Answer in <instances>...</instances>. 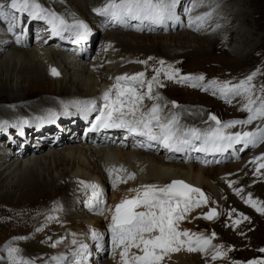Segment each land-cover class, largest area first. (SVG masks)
<instances>
[{
    "label": "bare ground",
    "instance_id": "obj_1",
    "mask_svg": "<svg viewBox=\"0 0 264 264\" xmlns=\"http://www.w3.org/2000/svg\"><path fill=\"white\" fill-rule=\"evenodd\" d=\"M9 1L0 0V3L7 4ZM99 1H105L103 5L108 3V0ZM204 1L194 0L193 11L195 12L191 14L193 17L190 19L192 22L176 18L167 20L163 27L147 24L144 29H133L132 26L120 27L119 24L113 21L100 18L105 21V23L102 22L104 28L99 25V29H91L88 36L93 39L95 35L102 33V31H108L103 38V46L97 53L96 60L91 64L88 63L86 58L81 61H77V59H75L76 61L69 60L68 53L60 50L59 46L56 45L57 40L45 44L39 42L34 45L33 49H27L29 44L27 42L19 43L15 39L14 34H6L7 36H4V26L0 23V26H2V28L0 27V99L6 100V102L0 101V106H5V108L0 110V115L9 116L11 110L7 107L8 105L12 107L14 102H18L15 104L18 109H22L28 104L31 106L32 100L28 101L30 100L28 96L34 93L49 94V98H53L50 95L79 98L70 105L66 103L67 106L60 111L50 112V115L45 114L48 110L39 111L38 113L30 114V116L40 115L36 119H19L21 121L5 122L0 125V202L2 206L6 205L5 202L15 204L13 200L14 194L19 191L21 194L28 193L36 187L37 190L40 189V196H47L50 190L57 191L56 200H51V202H55L54 204H43L35 212H32L34 205L28 206L26 203L25 205H20L24 201L16 204L20 206L11 208V205H7L8 207L5 206L4 211H0L1 229H7L5 225L10 226V224L19 227V229L22 226L32 225V227L30 226L32 232L29 230L31 232L29 237H24V239L23 237H16L14 242L11 240L13 242L12 245H7L0 250V264H17V262L19 264H24V262H27V264H77V261H80V264H121L120 252L122 249H114V247L110 248L109 246V238H112V214L110 216L109 214L115 211L116 203L137 196L138 193L132 191L133 189L139 190L142 195L143 185L164 187L173 181L180 180L194 188L200 189L204 193L207 197V203L195 208L186 215V219L179 223L178 230L188 231L190 234H196L199 231L200 220L209 210L211 202L223 207L226 206V203L232 205V202L239 201L234 194V192L238 191L239 194L242 192V195L245 196V198L243 197L245 202L243 205L249 209L251 206L246 202L248 199L246 194L255 193L254 195L252 194L251 199L264 195V178L258 174L259 169H257L260 166L251 169L254 159L258 157L256 155L253 159L246 157L247 160L243 162L244 164L235 165L233 168L218 165L222 164V160L224 161L232 156L216 157L212 163L221 162L209 168L212 163H196L190 160L191 155L189 158H186V156L181 158L177 156H160L158 155L160 152L157 150L143 151L134 146L133 143H128L124 147L116 144L93 146L84 140L81 132L77 133L76 129H73V127L77 129L81 127L79 113L85 102H96L105 90L107 92L111 90V95L118 93L114 87L116 85L115 78L121 76L132 77L139 74L140 71H145V69L129 64V62L133 61V58L128 56L134 52L133 42H136V44L145 42H150V44L157 43L156 47L159 53L169 52L170 54H174L176 51L190 50L192 47L182 48L178 47V44L172 45L168 41L180 43L183 46V42L197 43L201 39H205V41L208 39L213 41L211 42V47L213 48L214 39L225 42L228 40V36L232 37L233 34L228 28L219 29L214 33L213 30H216L215 28L220 23H226V20H229L228 24L232 25L230 19L235 12L243 25L249 22L247 19L249 14L246 11L237 13L236 7H239V5H234L235 0L230 6H224V0H206V2H211V9H207L206 5V8L202 9L201 5L202 2L205 3ZM35 2L45 9V12L42 13L43 15L55 13L56 16L63 19L64 17L61 15H68L70 18L67 19H73L71 15H75V11H79L89 20L90 15L88 14L93 12L91 16H94L96 12L94 9L102 6V4L96 3L97 0H36ZM188 2L190 3L189 0H176L174 12L176 9L183 12ZM238 9L243 8L239 7ZM50 10L52 12H49ZM208 13H211V15L207 16ZM25 14L23 13L22 15ZM200 17L205 18L201 20L199 19ZM76 22L69 25H74ZM34 24L35 20L32 22L30 34ZM44 28H47L45 24L41 28L42 30L39 28L41 31L40 35H44V37L50 36L52 34L51 30ZM116 29L132 30L134 34L129 33L130 31L128 33L117 32ZM142 30L146 33L141 34V36L135 34L142 32ZM174 30L186 31L175 32L176 34L168 35L167 37L149 34L159 35L162 32L171 33ZM210 30L212 31L210 32ZM65 31V36L70 37L75 34L76 30L69 29ZM241 41L243 45L239 43L241 45L239 47L246 49L248 43L245 39H241ZM91 45L92 43L89 42L87 48L91 49ZM198 46L200 49H205L206 44L205 42L198 43ZM117 49L121 50L118 55L113 53ZM113 57L121 59L119 62L114 63L110 61ZM182 57L189 58L191 53ZM169 58L175 59L176 57ZM115 64L116 66L114 67ZM170 68H168V71H175L172 67ZM52 69H56L59 75H53ZM177 76H180V72L171 80L167 76L170 82L167 84V90L171 93L167 94L168 92H166L165 94L171 97L173 94L182 92L184 98L188 99L189 94L193 93V91L190 88L176 85L177 83H172ZM100 78L102 79L101 82H99ZM194 83L197 86H202L196 80ZM120 84L122 88H124L123 85L135 87L138 94L145 97L143 102L137 105L136 118H139L141 113H149L156 104H159L162 110L164 109L163 104H161L163 101L160 100V102L155 98V96L160 94L161 90L156 91L153 83V99L147 98L146 91L137 82L131 84L129 81H121ZM158 88L161 89L160 85ZM117 95L115 94L114 97L116 98ZM37 104L46 106L50 105V102L40 100ZM127 107L128 102L125 100V110ZM187 111L177 110L176 115H174L177 119L176 128L186 132L195 128L202 134L206 130H213V128L215 130L223 125L222 123L214 127V124H212V127L209 128L210 123H204L203 120L199 122L192 120L194 115H189ZM191 112H195V110ZM199 112L201 110L195 113L198 115ZM168 113H171V111L169 110ZM170 115L168 114L167 116ZM159 116L161 121L160 112ZM127 117L129 120L133 119L131 116ZM20 118L23 117L20 116ZM155 123L153 121V124ZM258 123H261L259 130H264V118L255 119L252 123L246 125L238 124L225 128V130L227 133H233L230 131L242 129L236 134L243 136L247 129L249 130L248 132H251ZM191 125L193 126L192 128H190ZM246 127L248 128L246 129ZM154 131L157 133L156 128ZM257 131H254V133ZM58 134H61L63 139H59L53 145L54 140L52 141L51 138ZM21 140L23 144H20ZM140 140L143 139L140 138ZM197 143L199 145V142ZM224 143H227V141H224ZM24 144L25 146L22 148L21 146ZM28 145H30L29 148ZM251 145L253 144L241 139L232 143L230 147L233 149L237 146L241 150L242 148L249 149ZM209 146L212 148L211 144ZM188 149L192 148L189 147ZM227 150L228 147L213 151L214 153H224ZM189 152L193 153V150H189ZM130 174H135V179H129ZM88 185L99 186V189H102L103 194L107 198L108 206L102 215H95L84 208L83 196L86 192L93 191ZM241 189L242 191H239ZM226 194L229 196L228 200L222 204L221 199ZM260 199L263 200L264 198ZM52 208L59 213H52L50 211ZM141 210L143 209H137V211ZM49 217L53 218L49 219ZM22 221H24V224L21 223ZM65 224L67 225L66 227ZM93 231L99 234L98 239L93 238ZM214 243L218 246L222 245L218 240L213 241L212 244ZM81 245H87V249L83 251V257L85 258L80 255L82 252ZM13 248L19 251L13 253L12 257H10L9 250ZM5 249L6 251L4 252L3 250ZM110 253L111 256H109ZM132 254L142 255L135 248L129 250V255L131 256ZM191 255L193 253L188 252L185 247L179 252L170 253L165 257L162 264H193L194 261L199 260L196 257L197 255L195 257H191ZM39 256H42V258ZM222 261L220 264H226L224 260Z\"/></svg>",
    "mask_w": 264,
    "mask_h": 264
},
{
    "label": "rangeland",
    "instance_id": "obj_2",
    "mask_svg": "<svg viewBox=\"0 0 264 264\" xmlns=\"http://www.w3.org/2000/svg\"><path fill=\"white\" fill-rule=\"evenodd\" d=\"M7 1L8 0H5V2ZM98 1L99 0H97L96 3L102 4V5L105 4V1H99V2ZM189 1H190V4L192 3L194 4V0H189ZM204 2L205 3L202 2V5H201L202 9L206 8V6H207V9H211V6H212V4H210L211 2L209 1L206 2V0ZM233 2L234 0H224V4H225L224 6H227V5L230 6L232 5ZM234 5L235 6L239 5L240 8L241 7L243 8L239 10L238 9L239 7H236L237 13L239 12L243 13V11H246V13L249 14V16H247V19L249 22L247 21L248 24L243 25V23L240 22V19L237 16L238 14L236 15V12H235L233 17L230 19V21L232 22V25H229L228 24L229 20H226L227 24L225 22L220 23L217 26V28H215L216 30H213V33H214L218 31L219 29L223 30L224 28H228V30H231L233 34L232 37L228 36V40L225 42L214 39L213 48L211 47V44H212L211 42L213 41L212 40L210 41L208 39H206L207 41H205V39H201L197 43L183 42L182 44L183 46H181L180 43H173V42L168 41V43H172V45L178 44V47H182V48L192 47L190 50H181L178 52L176 51V53L174 54H170L169 52L159 53L156 47L157 43L155 44H150V42L139 43V44H136V42L132 43L134 52L128 56L130 58H133L132 59L133 61L129 62V64L145 69L144 72L149 74L150 79L152 78L155 90L156 91L161 90V92H159L160 93L159 95L156 93L158 96H155V98L158 97L156 98L157 100L163 101V102L161 101L160 102L161 104H163L164 109L162 110V107L159 106L160 115H163L164 117L162 119L163 124L167 123L170 119H172L174 115H176L178 109L185 110V111L188 110L187 113L189 115L191 114L194 115L192 117V120L194 119L197 122L203 120L204 123H210L211 125L208 126L209 128L212 127V124H214L215 126L217 125L216 121L211 119L212 116H215L217 120L221 122L220 125L222 123L223 125H225L232 121L247 120L250 115V113L246 110V105L248 104V100H249L248 94L242 93L240 95H235L232 92H227L224 95H222L220 89L223 88L225 85H227L228 88H232L236 85H239L242 81L246 80L248 76L253 75V74L255 75L253 76V79L250 82L252 86L251 99L255 101V104L253 105V107H257L259 103L261 102V100L264 99V91H262V89H264V0H235ZM186 6L184 7L183 11L185 10ZM179 12L181 11L179 10ZM92 13L93 12H90V14H88V12H86V14L90 16ZM94 14H95L94 16L97 17L96 13ZM179 14H182V12ZM61 16L64 17V20L68 24H72L78 21V22H82L85 25H88L89 26L88 28L90 31L91 29L93 30L99 29L100 24L96 22V20L94 19V16H91V17L89 16V20H87L88 18H85L83 16V13L79 11H75V15H71L73 19H67V18H70L68 15H61ZM180 16L181 15H179V17ZM179 17L177 18L180 19ZM99 20L105 23L103 19H99ZM221 20L223 21V19ZM3 26H4V30H6V28L8 29V23L3 24ZM23 26H25V24ZM42 27H44V25L41 26V28ZM100 27L104 28V26H100ZM116 30L117 32L122 31L123 33H128L130 31L127 29H122V30L116 29ZM107 31H102V33L94 36L95 41L92 43L91 49L88 48L91 54V51L93 50L95 43L98 44L95 47V53H94L95 56H93V59L94 57L97 56V53L100 51V48L103 46V42H104L103 38L105 37V35H107ZM183 31H186V30H180V31L174 30L171 33L162 32V33H159V35L152 34V33H149V34L155 35V36L167 37L168 35L176 34L175 32H183ZM211 31L212 30H210V32ZM16 32H20V31L18 30ZM129 33L134 34L132 30ZM144 33L146 32L142 30V32H138L135 34H138L137 36L139 35L141 36V34H144ZM37 34L38 32L35 33V36ZM149 34H145V35H149ZM3 35L7 36L4 33ZM41 36L44 37V35H41ZM241 39L242 40L245 39L246 42L248 43L247 44L248 46L246 45V49H244V47L243 48L239 47L243 45ZM204 42L206 44L205 49H200L198 46V43H204ZM34 45H35V42L33 41L27 49H33ZM120 51H121L120 49H117V51L115 50L113 51V53L118 55L120 54ZM189 53H191V57L189 58L182 57ZM157 55H159L160 57ZM169 57L171 58L176 57V58L170 59ZM120 59L121 58L113 57V59H111L110 61L115 63V62H119ZM78 60L79 59H77V61ZM161 61L164 62L163 65H161L160 63ZM93 62L88 61L89 64ZM142 62H146V63H142ZM115 66L116 64L114 65V67ZM169 66L172 67L175 71L180 72V76L176 77V80H175L176 82L172 81V83L174 82L175 84L177 83L176 85H180L182 87H187V88L192 89L191 91H193V93L188 92L190 93L188 96L189 100L184 98V94L182 92H178L179 95L177 93L173 94L171 97H168L165 94L166 92L169 91L167 90V84H169L170 82L168 81L167 76H166V73L168 72V68H170ZM161 69L163 70L159 71ZM157 71H159V75H157ZM184 76L186 77L203 76L204 77L203 81L196 80L197 82H200V85L202 86L193 87L192 84L195 82V80L180 81V77H184ZM154 77L156 78L155 81L153 80ZM99 80H100L99 82L102 81L101 78ZM213 81L217 83L213 84ZM159 85L161 89L158 88ZM198 90H201V91H198ZM170 93L171 92H168L167 94H170ZM56 96L57 95H50V97H53V98H49V94L44 95V94H41V92L34 93L28 96L30 99L28 101L32 100L31 101L32 104H30L31 106H29V104L27 103L28 104L27 106L29 107L25 106L22 109H18V106L15 105L18 102H14L12 104V107L8 105L7 108L11 110L10 112L11 114H9V116L0 115V125H2L5 122L21 121L19 119H30V118L36 119L40 117V115L37 114L34 116H30V114H35V113H38L39 111H47V110L48 112H46L45 114H49L50 112L60 111L64 109L68 103L70 105L71 103L74 102V100L79 99V98L74 99V97L72 96H69V97L67 96L56 97ZM42 97L44 98L41 99ZM2 100L3 98L0 99V101L6 102V100H3V101ZM40 100H45L46 102H50V105L41 106L42 104H37L40 102ZM3 108H5L4 105L0 106V110H2ZM29 109H32V110H29ZM169 110L171 111V113H168ZM194 110L195 112L201 110V112H199L197 115L195 112H191ZM168 114L169 115L171 114V115L167 116ZM20 116H22L23 118H20ZM223 125H221L220 127H222ZM236 125L238 124H235L234 126ZM239 125H242V124H239ZM260 125L261 123L256 124L255 127H253V130L251 132L254 133V131L259 130ZM192 127L193 126L191 125L190 128ZM247 128L248 127H246V129ZM177 129L180 130L179 128ZM241 130L242 129L230 131L233 133H227V131H225L223 132V134L226 136L230 134L233 135ZM182 131L183 130H180L179 132H182ZM248 131L249 130L247 129V132ZM20 137H22V135H20ZM56 139L62 140L63 137L61 136V134H58V135H55L53 138H51L52 141L53 140L55 141ZM195 141L199 142V140H195ZM20 144H23L22 140ZM24 146L25 144L21 147L23 148ZM29 147L30 145H28V148ZM263 147H264V143L258 142V144L256 143L255 145H251L249 149L242 148L241 149L242 151L238 149L239 147H237L236 150H234L233 148L234 150L233 156L229 152L230 156L232 157L230 158L228 157L224 161L222 160V164H218V165H222L228 168H233V166L235 165L244 164L243 162L247 160L246 157L248 159L249 157L253 159L254 156L256 155L258 157L254 159V162L251 165V169H254L256 168V166H260L261 164H264V150H263L264 148ZM231 148L232 147H228V149H231ZM235 152L236 154L234 155ZM151 153H154V152H151ZM158 155L163 156L164 153L160 152V154ZM220 162H216V163H220ZM216 163H212V166H210L209 168L214 167V164ZM257 169H259L258 174L264 178V168L258 167ZM229 188H230V185H229ZM49 192L47 193V196H44V195L40 196V189L37 190L36 187L30 190L28 193L21 194L19 191L18 193L14 194L13 200L15 204H11V203L9 204L8 202H5L6 205L2 206V203L0 202L1 204L0 211H4V209L6 208L5 206L7 205L8 206L11 205V208H13V206L17 207L20 205H25L26 203V205L28 206L34 205L32 212H35L39 210L40 209L39 206L43 204H46V203L54 204L55 203V202H51V200H56L57 191L50 190ZM234 194H235V197L239 199V201L232 202L233 203L232 205H230L229 203H226L229 197L228 194H226L225 197L221 199L222 204L226 203L225 207L218 205V204L215 206V202L210 203V208L216 207L219 212L218 217L215 218L212 222L205 221V218L203 217L201 218L200 220L201 225H199V231L196 234L202 235L206 238H211V245L208 247L206 252L199 251L200 253L191 255V257H195L197 255L196 257H198L199 259V260L194 261L193 264H220L221 262H223L222 260H224L226 264H250L251 261L264 260V252L260 251V249H264V213L256 211V208L252 207V205L249 203L248 204L251 207L247 209L243 205L245 204V202L243 201L245 196L242 195V192L238 194V191H236L234 192ZM252 194L254 195L255 193H250V194L248 193L246 194V197L249 198L250 196L252 198L253 196ZM260 198H264V195L263 196L259 195L255 199H252V201L255 202L258 207H264V199L262 200ZM18 203H22V204L16 205ZM50 211L52 213L54 212H56L57 214L59 213L54 208L50 209ZM245 217L247 219H245ZM237 220L240 221L239 224L235 223V221ZM1 222L2 221H0V225L2 224ZM21 223L24 224V221H22ZM3 225H4V222H3ZM5 226L7 227V229L0 228V250L2 248H5L7 245L8 246L12 245L15 240L14 238L23 237L24 239V237H29L32 232V228H31L32 225H30L31 227L22 226L21 229H19V227L17 226H12L11 224L10 226H7V225ZM66 226L67 225L65 224V227ZM213 233H215V236H213ZM215 240L220 241V243L224 245V247H221L222 245L218 246L216 243L212 244L213 241ZM9 242H12V243H9ZM217 250L224 253L225 255L221 258L213 259L212 257L213 255L216 254ZM3 251L5 252L6 249ZM39 257L42 258V256H39Z\"/></svg>",
    "mask_w": 264,
    "mask_h": 264
},
{
    "label": "snow or ice",
    "instance_id": "obj_3",
    "mask_svg": "<svg viewBox=\"0 0 264 264\" xmlns=\"http://www.w3.org/2000/svg\"><path fill=\"white\" fill-rule=\"evenodd\" d=\"M175 5L176 0H120V3H116V0H108V3L103 8L95 9V11L101 15L111 16L117 22L125 25L128 20H138L141 23L144 20H148L151 24L164 25L167 20L177 18L174 12ZM44 12L45 9L35 3V0H10V3L7 4L0 3V19L8 23V30L10 32L16 26L15 22L18 20L17 14L27 13L33 19L47 20L52 25V35L54 36L61 35L62 31L69 29H75L76 36L81 40L86 39L89 34L90 30L88 26L82 22L69 25L63 18L56 16L55 13L42 15ZM210 15L211 13L207 14V16ZM204 18L200 17L199 19L203 20ZM160 63L163 65L164 62L161 61ZM159 71H157V75H159ZM52 73L53 75H59L56 69H52ZM177 74L178 71H168L166 73L170 80L174 79ZM254 75L248 76L246 80L232 88H228L225 85L220 89L222 95L227 92H232L235 95L248 94L249 100L246 105V110L250 113L248 119L229 122L222 127L216 128L211 133L203 134V136L195 128L177 135L179 130L174 127L177 123L176 117H173L165 124L160 123L159 105H154L149 113H141L140 117L136 118L137 105L142 103L145 97L138 94L135 87L128 86L122 88L120 82L132 81L142 86L145 74L141 72L132 77H117L114 87L117 89L118 95L116 99L112 100L110 98L111 90L104 93V107L108 108L109 111L100 112L96 118L94 129L98 130L101 127L126 128L131 134L145 136L148 140L158 141L169 151L175 152L184 151L186 147H190L195 151H207L209 144H211L213 150H218L230 147L232 143L238 142L241 139H245L253 145L258 142L264 143V130H258L256 133L245 132L243 136L240 134H236L235 136L223 134V128H230L235 124H250L255 119L264 118V99L261 100L257 107H253L255 101L251 99L252 86L250 82ZM153 80L155 81L156 78L154 77ZM193 80L203 81L204 77H180V81ZM216 83L213 81V84ZM192 86L196 87L197 84L193 83ZM152 90L153 85L150 82L148 83V99L154 98ZM121 97H124L128 102L126 110L125 100H122ZM94 108L95 101H91L85 102L82 110L87 114L88 111L94 110ZM117 112L119 116L114 119L113 115ZM126 116H131L133 119H125ZM211 119L215 120L217 125H220L221 122L215 116H212ZM153 121L156 123L153 124ZM155 128H159L160 132L156 133L154 131ZM194 140H202V146L197 148L193 144ZM224 141H227V143H222ZM260 167L264 168V164H261ZM129 179H135V174H130ZM88 187L92 188L94 198L102 196V189H99V186L88 185ZM142 187V195L139 193V190L133 189L132 191L138 193L137 196L132 199L122 200L116 206L115 213L112 215V242L114 248L118 247L122 249L120 252L121 264H162L165 257L170 253L179 252L185 247L188 252H206L211 245V238L178 230L180 221L184 220L188 213L207 203V197L204 193L200 189L194 188L180 180L173 181L164 187L156 185H143ZM239 191H242V189ZM96 202L100 205L104 203L103 199H98ZM246 202L256 208V211L264 213V207H258L250 196ZM138 208L143 210L137 211L136 209ZM99 214H103L102 207ZM217 215V212L213 209L204 218L211 220ZM52 218L49 217V219ZM245 219L247 218L245 217ZM235 223L239 224L240 221L237 220ZM213 236H215V233H213ZM93 238H99V234L95 231H93ZM132 248L138 249L142 255L132 254L130 256L129 250ZM81 249L80 255L82 258H85L83 257V251L87 249V245H81ZM18 251V249L14 248L10 249V257ZM260 251L264 252V249H260ZM224 255V253L217 250L212 258L217 259ZM24 264H27V262H24ZM77 264H80V261H77ZM250 264H264V260L251 261Z\"/></svg>",
    "mask_w": 264,
    "mask_h": 264
},
{
    "label": "water",
    "instance_id": "obj_4",
    "mask_svg": "<svg viewBox=\"0 0 264 264\" xmlns=\"http://www.w3.org/2000/svg\"><path fill=\"white\" fill-rule=\"evenodd\" d=\"M212 211V210H211Z\"/></svg>",
    "mask_w": 264,
    "mask_h": 264
}]
</instances>
